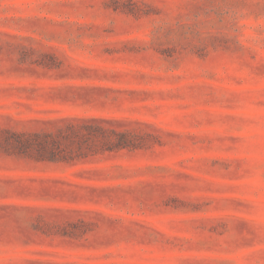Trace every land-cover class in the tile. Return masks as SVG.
Returning a JSON list of instances; mask_svg holds the SVG:
<instances>
[{"label":"rangeland","instance_id":"obj_1","mask_svg":"<svg viewBox=\"0 0 264 264\" xmlns=\"http://www.w3.org/2000/svg\"><path fill=\"white\" fill-rule=\"evenodd\" d=\"M0 264H264V0H0Z\"/></svg>","mask_w":264,"mask_h":264},{"label":"trees","instance_id":"obj_2","mask_svg":"<svg viewBox=\"0 0 264 264\" xmlns=\"http://www.w3.org/2000/svg\"><path fill=\"white\" fill-rule=\"evenodd\" d=\"M122 142H120V146L119 147H126V142L125 140H121Z\"/></svg>","mask_w":264,"mask_h":264}]
</instances>
